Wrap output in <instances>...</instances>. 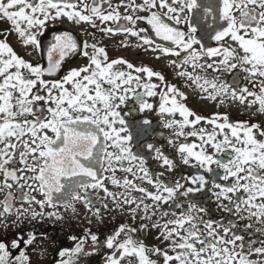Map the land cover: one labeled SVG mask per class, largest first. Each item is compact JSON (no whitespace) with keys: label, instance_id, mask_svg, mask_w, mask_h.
I'll use <instances>...</instances> for the list:
<instances>
[{"label":"snow or ice","instance_id":"6c2138e0","mask_svg":"<svg viewBox=\"0 0 264 264\" xmlns=\"http://www.w3.org/2000/svg\"><path fill=\"white\" fill-rule=\"evenodd\" d=\"M104 4L0 0V264H41L53 242L43 224L71 227L77 205L89 224L131 223L68 235L54 264H264V121L253 122L264 117V0ZM65 20L92 31L45 43ZM96 32L174 57L167 67L183 88L249 119L201 115L163 71L110 59ZM76 56L84 62L70 66Z\"/></svg>","mask_w":264,"mask_h":264},{"label":"flooded vegetation","instance_id":"af4514ba","mask_svg":"<svg viewBox=\"0 0 264 264\" xmlns=\"http://www.w3.org/2000/svg\"><path fill=\"white\" fill-rule=\"evenodd\" d=\"M116 2L117 0H112L113 5H115ZM96 3L100 4V6L104 8L105 11H107V5L104 4V0H96ZM140 23H143V22L141 21ZM4 27L5 25L2 22H0V28H4ZM145 29H146V32L154 40V43L168 46L167 42L159 41L154 36V34L151 33L150 28H148L147 25H145ZM59 31H68L69 33L73 34L76 38L83 40L85 36V32H91L92 29L88 28L86 25L79 26V25H75L65 20L63 23L56 24L54 30H53V26L49 25V29L47 30V35L44 38L45 43L50 41L52 36L55 35ZM101 35H102L101 33L96 32L97 40H100L101 46L106 47V50L108 52L110 59L124 57L137 65L144 64L145 66H151L152 68L156 70L163 71L170 83L180 86L182 90L185 91V94L189 97L188 106L192 108L193 110H195L196 112L200 113L201 115L209 117L213 115L214 113L219 112L221 114H224V113L229 114L233 122H236L238 120H248L249 119V116L246 111H240L235 106H230V103H226L223 106H218L217 104L211 101H202L199 98V95L193 93L191 89L183 88L184 81L176 78L172 70L167 67V60L174 59V57L156 60L155 56L157 55V53L143 52L142 50L136 49L134 47L136 43L134 38L129 39V43L133 46L126 49L121 46L120 42L122 39H124V37L121 34L106 36V37H103L102 39H101ZM9 41L17 52H21L20 47L16 45L14 36L9 37ZM207 43L210 46H214V42L211 40L207 41ZM21 54L23 53L21 52ZM37 58L38 57L34 56L32 58L33 62H35ZM83 62H84V58L80 56H76L75 58H71L70 66H76L77 64H81ZM189 71H191V69H189ZM157 101H158V97L152 98L151 100V102H153L154 104V107H156L158 111V105L156 104ZM143 115H145L146 117H149L153 121V123H156L159 120V117L155 113H144ZM260 121H264V117H256L253 119V122H260ZM157 131H165V130L157 129ZM149 139H151V137H149ZM158 143L162 147L168 149L169 152H171V149L168 148V146L166 145V142L158 141ZM133 150L135 151V149ZM149 165L152 169H155L156 162L149 160ZM117 175H121V173H117ZM110 190L118 191V189L111 188V186H110ZM101 195L103 194L101 193ZM136 195H139V194H136ZM77 209L81 217V212H84L83 206L77 205ZM217 215H223V214L218 213ZM69 216H71V213H69ZM80 217L79 219H74L70 221L71 227H69L67 224L63 222H57L53 220H48L43 224L42 230L45 231L48 234V236L53 238V242L51 243L46 242L48 254L42 258L41 264H54V260L56 259L55 251L61 245H63L64 247L71 246L72 241L67 239L68 235H71V234L81 235L86 229H91L93 232L97 234L101 232L107 234L114 227L118 226L120 223H131L130 218H128L127 216L118 215L115 221H113L111 218H108L105 220V223L101 225L95 220V222H93L92 224H90V226H88V225L81 224L82 218ZM138 224H139V221L137 220L136 224L133 226H138ZM139 238L146 240L149 246H154L158 243L154 235H149L146 233H139ZM29 251H31V249H29ZM35 260H36V257L33 256L34 264H35ZM101 260H102L101 256L97 255L96 257L92 259V264H100Z\"/></svg>","mask_w":264,"mask_h":264},{"label":"rangeland","instance_id":"374dc122","mask_svg":"<svg viewBox=\"0 0 264 264\" xmlns=\"http://www.w3.org/2000/svg\"><path fill=\"white\" fill-rule=\"evenodd\" d=\"M88 215H90V214H86V213L84 214V212H81V217L80 218H82L81 221H83V222H81L82 225L90 226V224L88 223V220L84 218L85 216H88ZM93 222H95V218H92V223ZM100 264H102V260L100 261Z\"/></svg>","mask_w":264,"mask_h":264}]
</instances>
